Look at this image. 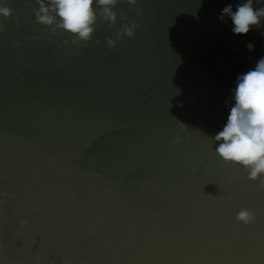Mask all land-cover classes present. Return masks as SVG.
Instances as JSON below:
<instances>
[{"label":"water","instance_id":"obj_1","mask_svg":"<svg viewBox=\"0 0 264 264\" xmlns=\"http://www.w3.org/2000/svg\"><path fill=\"white\" fill-rule=\"evenodd\" d=\"M244 2H121L77 49L35 0H0V264H264V191L213 139L264 57V26L220 20Z\"/></svg>","mask_w":264,"mask_h":264},{"label":"clouds","instance_id":"obj_2","mask_svg":"<svg viewBox=\"0 0 264 264\" xmlns=\"http://www.w3.org/2000/svg\"><path fill=\"white\" fill-rule=\"evenodd\" d=\"M121 2L133 8L137 5V0H35L38 5V9L34 10L35 23L49 29V42L61 31L70 37V40L65 39L62 43L65 46L71 43L79 49L92 41L98 20L101 23L116 24L117 12L114 9ZM253 5L254 0H246L238 4L234 12L232 6L228 5L222 10L220 20L223 21L225 16L230 17L232 32L235 35H247L252 28L264 26V6L254 8ZM12 15L13 10L7 3L0 4V17L8 19ZM136 15L140 16L141 12L137 11ZM121 19L127 21L128 17ZM138 26V22L122 23L115 39L106 40L108 47L115 48L125 36L133 39ZM3 27L0 23V30ZM261 35L264 36V32ZM95 43L99 45L101 42L96 40ZM247 49L254 50V45L249 42ZM213 139L218 144L215 148L217 156L225 164L242 168L247 173V179L258 181L259 189L264 191V57L253 70L237 77L234 106L230 108L223 130ZM2 195L5 199L11 197L10 193ZM38 210L33 206V211ZM235 219L237 223L249 226L255 222L256 215L248 208H241ZM19 223L23 226L27 221L21 219ZM35 264H41V257L35 258Z\"/></svg>","mask_w":264,"mask_h":264}]
</instances>
